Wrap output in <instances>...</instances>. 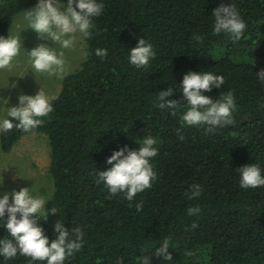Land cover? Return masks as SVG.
I'll use <instances>...</instances> for the list:
<instances>
[{
    "label": "trees",
    "instance_id": "16d2710c",
    "mask_svg": "<svg viewBox=\"0 0 264 264\" xmlns=\"http://www.w3.org/2000/svg\"><path fill=\"white\" fill-rule=\"evenodd\" d=\"M228 2L102 0L95 27L80 36L87 57L62 77L54 111L32 132L13 128L0 134L4 153L26 134L47 137L52 198L46 208L59 213L38 223L50 239L56 219L85 233L84 246L65 264H140L143 256L151 264H264V187L242 189L238 169L252 163L264 169V83L256 76L264 69V0H232L247 25L235 43L213 32L211 13ZM35 4L0 0V36L9 35L13 18ZM140 38L156 52L146 68L128 61ZM97 48L108 55L97 57ZM188 70L224 76V85L205 94L216 99L234 93L231 125L211 131L207 125L181 127L182 108L173 115L155 106L159 90L176 87ZM172 98L185 102L179 90ZM146 135L157 141L151 161L157 179L129 202L98 184L95 169L109 167L114 149H138ZM193 185L201 191L188 199ZM189 207L201 211L188 215ZM164 238L170 239L172 261L155 255ZM4 264H27V258L18 255Z\"/></svg>",
    "mask_w": 264,
    "mask_h": 264
},
{
    "label": "clouds",
    "instance_id": "9594fccd",
    "mask_svg": "<svg viewBox=\"0 0 264 264\" xmlns=\"http://www.w3.org/2000/svg\"><path fill=\"white\" fill-rule=\"evenodd\" d=\"M103 8L102 0H36L35 6L25 11L24 19L28 28L35 31L40 39L51 41V45L40 43L27 50L31 70L48 76L64 75L65 58L62 50L75 46L77 34L82 37L90 35L91 29L95 27L93 18L99 17ZM211 15L214 17V34H226L233 43L244 36L247 25L232 0L219 4ZM193 39L197 43L203 42L199 34H194ZM22 47L20 35L0 36V69L9 68ZM95 54L103 58L108 55V50L97 48ZM83 56L86 58L87 53L84 52ZM155 56L152 44L144 38L138 39L128 51V61L136 68H146ZM256 76L264 83V69ZM224 83L223 75L188 70L176 87L159 90L154 103L160 109L170 110L173 115L182 108L181 127L207 125L209 131L218 126L225 127L234 122L233 113L237 108L234 93L228 91L216 99L205 94L213 88L219 89ZM12 86L15 87V84ZM177 90L182 92L184 103L172 98ZM53 100L54 97L41 88L34 95L20 93L18 103L8 107L6 116L0 118V134L13 128L25 133L32 132L44 123L43 118L54 111ZM138 144V149L127 145L114 149L106 160L109 167L105 170L95 169L98 184H102L112 195L122 193L129 202L138 193L151 188L157 179L151 162L158 154L156 139L146 135ZM238 169L239 186L242 189L264 187V169L258 163ZM200 191L199 185H193L188 199ZM51 198V191L45 194L39 190L37 193L32 187H21L0 194V225L7 233V237L0 238V264L14 260L18 255L26 257L27 264H65L68 258L81 250L85 244V233L81 227L69 228L62 220L56 219L53 224L54 238L50 239L38 223L40 220L46 221L50 214L59 213L57 207L46 208ZM135 207L137 212L141 211L143 202H137ZM200 211L199 207H189L187 213L197 215ZM170 247V239L164 238L155 247V255L163 261H172V254L168 251ZM140 264H151V257L143 256Z\"/></svg>",
    "mask_w": 264,
    "mask_h": 264
},
{
    "label": "rangeland",
    "instance_id": "374dc122",
    "mask_svg": "<svg viewBox=\"0 0 264 264\" xmlns=\"http://www.w3.org/2000/svg\"><path fill=\"white\" fill-rule=\"evenodd\" d=\"M34 6L31 5L18 13L13 18L9 30V35H20L23 47L9 68L0 69V118L6 116L8 107L18 103L20 93L34 95L41 88L50 97H54L61 87L62 77L76 67L83 57V41L77 34L75 46L62 50L65 58L64 75L48 76L31 70L27 50L40 43L51 45V41L40 39L35 31L28 28L24 19L25 11ZM55 47L59 50L58 45ZM13 84L15 87L12 86ZM49 161L47 137L38 133L24 135L7 153L0 150V194L13 189L19 190L21 187H32L37 193L40 190L47 194L51 191Z\"/></svg>",
    "mask_w": 264,
    "mask_h": 264
}]
</instances>
